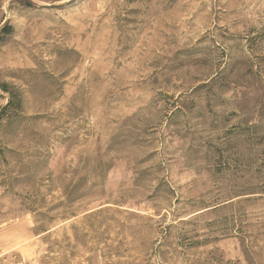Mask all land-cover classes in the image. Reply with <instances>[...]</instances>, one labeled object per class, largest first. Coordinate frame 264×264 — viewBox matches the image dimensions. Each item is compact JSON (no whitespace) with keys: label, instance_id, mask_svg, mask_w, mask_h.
I'll return each instance as SVG.
<instances>
[{"label":"rangeland","instance_id":"374dc122","mask_svg":"<svg viewBox=\"0 0 264 264\" xmlns=\"http://www.w3.org/2000/svg\"><path fill=\"white\" fill-rule=\"evenodd\" d=\"M2 84L0 264H264V0H0Z\"/></svg>","mask_w":264,"mask_h":264},{"label":"trees","instance_id":"16d2710c","mask_svg":"<svg viewBox=\"0 0 264 264\" xmlns=\"http://www.w3.org/2000/svg\"><path fill=\"white\" fill-rule=\"evenodd\" d=\"M8 29V27H5V28H3L2 30L3 31H6ZM1 89L4 91V92H6V93H8L9 95H10V97H9V102H8V104L1 110V112H0V121L3 119V116H4V113H5V111L9 108V107H11L13 104H14V102H15V97L12 95V93H10L11 91H10V86L9 85H7V84H2L1 85Z\"/></svg>","mask_w":264,"mask_h":264}]
</instances>
